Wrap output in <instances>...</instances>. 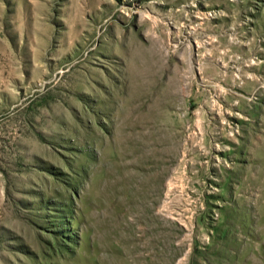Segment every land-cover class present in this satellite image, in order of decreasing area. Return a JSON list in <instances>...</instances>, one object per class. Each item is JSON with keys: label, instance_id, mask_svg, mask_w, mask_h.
I'll list each match as a JSON object with an SVG mask.
<instances>
[{"label": "rangeland", "instance_id": "374dc122", "mask_svg": "<svg viewBox=\"0 0 264 264\" xmlns=\"http://www.w3.org/2000/svg\"><path fill=\"white\" fill-rule=\"evenodd\" d=\"M0 264H264V0H0Z\"/></svg>", "mask_w": 264, "mask_h": 264}]
</instances>
